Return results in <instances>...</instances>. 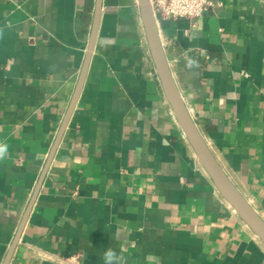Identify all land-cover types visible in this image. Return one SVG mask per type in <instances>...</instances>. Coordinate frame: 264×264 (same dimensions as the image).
I'll use <instances>...</instances> for the list:
<instances>
[{"label":"crops","instance_id":"obj_1","mask_svg":"<svg viewBox=\"0 0 264 264\" xmlns=\"http://www.w3.org/2000/svg\"><path fill=\"white\" fill-rule=\"evenodd\" d=\"M0 0V264H264L165 97L138 0ZM185 103L264 219V0L161 19Z\"/></svg>","mask_w":264,"mask_h":264},{"label":"water","instance_id":"obj_2","mask_svg":"<svg viewBox=\"0 0 264 264\" xmlns=\"http://www.w3.org/2000/svg\"><path fill=\"white\" fill-rule=\"evenodd\" d=\"M138 2L140 5L141 18L143 21L152 61L154 63L156 72L161 82L165 97L172 107L178 124L182 128L199 162L213 181L221 196L233 207V209L235 210L237 215L243 220V222L246 223L247 226L253 231V233L257 237H259V239L264 243L263 217L259 214V212L249 202V200L239 190L233 180L223 169L218 159L210 149L202 132L200 131L198 121L194 119L185 103V100L173 76L166 55L165 47L160 36L159 22L155 15L151 0H138ZM101 8L102 0H97L93 29L86 53V58L77 84V88L71 101L70 107L67 111V114L65 115V118L59 130L57 139L51 150L47 166L50 164L55 154L58 144L64 134L66 126L68 125L70 117L81 94V90L83 88L87 76L93 50L97 40V34L101 18ZM32 204L33 201L31 202L29 208L25 213L23 221L21 222V225L19 227L18 233L8 250L7 256L3 264H9L12 259L13 253L21 237V233L24 228Z\"/></svg>","mask_w":264,"mask_h":264},{"label":"built area","instance_id":"obj_3","mask_svg":"<svg viewBox=\"0 0 264 264\" xmlns=\"http://www.w3.org/2000/svg\"><path fill=\"white\" fill-rule=\"evenodd\" d=\"M158 22L161 19H186L191 22L202 17L220 0H151ZM69 264H81L79 256L67 259Z\"/></svg>","mask_w":264,"mask_h":264},{"label":"clouds","instance_id":"obj_4","mask_svg":"<svg viewBox=\"0 0 264 264\" xmlns=\"http://www.w3.org/2000/svg\"><path fill=\"white\" fill-rule=\"evenodd\" d=\"M5 151H6V149L3 146H0V156H2ZM113 256H114V254L111 251H109V253L106 254V258L109 261V264H110Z\"/></svg>","mask_w":264,"mask_h":264}]
</instances>
